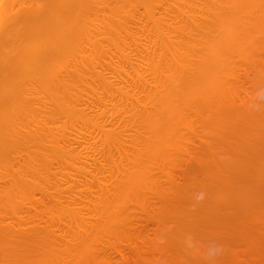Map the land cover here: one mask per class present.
<instances>
[{"label":"bare ground","instance_id":"1","mask_svg":"<svg viewBox=\"0 0 264 264\" xmlns=\"http://www.w3.org/2000/svg\"><path fill=\"white\" fill-rule=\"evenodd\" d=\"M211 1L203 8L205 4H195L203 0H187L182 7L176 4L181 3L178 0H0V264H90L91 261V264H108L109 261L112 264V259L116 258L114 254L121 257L120 261L113 262L115 264H141L147 255L166 252L173 256L181 251L180 236L196 232L194 229L198 223L211 220L207 217L205 220L202 214L203 211L205 216L209 213L207 205L215 207L213 201L209 200L212 203L207 205L208 201H204L205 208L200 206L204 209L199 210L202 221L196 212L199 207L196 211L192 209L193 214L188 211L195 203L190 199L189 191L200 190L204 185L202 190L207 187V192L210 189L208 183L214 181L209 187H214L217 181L220 183L222 176L218 173L222 168H233L236 164L233 161L227 166L218 161L221 157V161L225 160L224 152H229L226 147H231L233 154L235 150L241 153L244 149L242 155L239 153L242 157L246 149L250 151L258 144L257 140L262 141V136L258 139L254 134L260 130L251 128L253 119L251 127L245 124L251 119H245L247 109L252 111L244 97V86L253 80L249 60L254 59L256 68L251 61L254 70L264 71V29L261 31L264 27V0H228L226 13L222 9L227 0ZM212 5L221 7V10L212 9ZM231 7L237 9L236 14L241 12L237 14L240 20L232 22L236 14L229 15ZM177 10L183 12L178 14ZM202 11L211 16L202 18ZM210 19L218 24L225 20L226 23L218 26ZM221 25H227V28L220 33ZM209 42L216 48L211 51L218 53L212 51L213 54L207 55L216 53L213 56L216 63L213 61L212 65H217L213 68L209 61L212 70H205L203 76L200 66L205 62V55H200L201 59L203 57L201 61L196 58H200L201 49L210 48ZM161 44L165 45L168 54L164 53ZM165 61L177 63L173 70L176 72H171L172 63L163 64L166 65L164 68L162 62ZM209 64L203 63L205 68ZM160 68L165 69L167 75H163L162 80L163 70ZM158 72L162 73L157 80ZM150 76L152 79H148ZM160 80L164 86L160 85ZM191 82H201L202 85L195 87ZM157 84L164 88V91L159 88V92L161 90L166 96L169 93L167 98L172 96L170 93H175L174 105L178 107L175 109L178 117L174 113L171 116L173 128L170 127L168 135L163 138L162 130L157 131L160 140L164 139V145L163 140H159L162 143L157 144V149L162 144L164 152L159 151L161 148L156 150L153 146L156 143H152L155 136L152 138L149 134L152 132L150 128L154 127L152 124L157 121L156 108L151 107L159 108L153 97L157 93ZM172 86L175 88L173 92ZM191 86L197 92H190ZM159 96L160 100L162 94ZM165 99L162 103L167 102ZM160 101L158 105L162 110L165 104ZM192 115L195 119H191ZM164 120L160 119L158 125L168 123L169 127L170 120ZM149 124L147 137L143 129ZM177 128L179 132H176ZM182 128L185 129L183 134L180 132ZM199 128L211 132L212 129L218 130L219 133L199 132ZM131 131L134 134H130ZM171 132L175 134L177 144H174L175 137L173 140ZM229 138L238 140L234 143L236 149L230 146ZM225 140L229 141L228 146ZM165 145L169 149L166 150ZM142 148H147L145 157L164 160L162 164L156 160L157 164H154L152 159L145 158ZM151 148L155 149L156 155L151 151L154 155L149 157ZM98 156L102 157V163ZM144 158L151 162V165L147 164L148 169L143 165ZM141 167L146 171L143 173L145 180L139 176V171H143ZM211 169L220 177H214L216 174L212 175ZM225 169V173L229 172ZM251 169L252 166L248 171ZM208 171L214 178L209 177ZM103 172L107 174L106 178L101 175ZM257 173L259 175V171ZM77 175L78 178L83 176L85 181L78 179ZM100 176L106 180H101ZM250 178L241 184L247 185ZM64 182L69 185L68 190L63 186ZM217 183L216 188H219ZM196 185L199 186L197 189ZM213 191L217 193V190ZM225 192L222 194L226 196ZM37 194L42 196L37 199ZM238 194L236 199L243 198L241 202L245 205L252 198L244 194L239 198ZM188 199L192 203H187ZM231 199L225 203H232L233 207L237 202L242 205L239 200ZM223 202H219L220 211V208L227 207L226 204L222 207ZM229 209L226 210L230 213L232 208ZM239 213L237 215L242 218ZM217 214L221 216L220 212ZM259 214L262 215L263 211ZM208 215L209 218L217 216ZM227 216L224 215L225 219ZM196 217L201 222L197 223ZM167 219H174L173 224L180 222L177 226L182 225V230L177 231L175 226L176 231L168 230L165 237H161V225L166 224L164 220ZM150 224L159 227L153 230L155 238L152 239L148 229ZM193 224V232H189L190 227L187 231L186 227L191 225L192 228ZM158 239L164 240L163 246H158ZM127 250L133 257L127 256ZM168 261L180 264L174 258L168 257Z\"/></svg>","mask_w":264,"mask_h":264},{"label":"rangeland","instance_id":"2","mask_svg":"<svg viewBox=\"0 0 264 264\" xmlns=\"http://www.w3.org/2000/svg\"><path fill=\"white\" fill-rule=\"evenodd\" d=\"M179 2L181 1V3H176V4H179L181 7H182V5L181 4H183L185 1H187V0H178ZM195 1V0H194ZM200 0H197V2H199ZM207 1V3H209L211 0H206ZM216 1V0H215ZM242 2H243V0H241ZM245 1V0H244ZM212 2V1H211ZM210 2V3H211ZM228 2V0L224 3L225 5H223V12H224V10H226L227 9V6L228 5H226V3ZM205 4V5H202V7L204 8L206 5H207V3L203 0V2H200V3H195V4H197L198 6H201V4ZM184 6V5H183ZM230 7V6H229ZM242 7H244V6H242ZM212 9H214V8H217V9H215V10H218V9H220L221 10V7H215V6H213L212 5V7H211ZM211 9V10H212ZM210 10V13H212V11ZM220 10H219V12H220ZM229 10V9H228ZM236 10L237 9H235V8H232L231 7V9L229 10V12H231V13H229V15H231L232 13H235L236 14ZM238 10H244V9H238ZM181 12H183V10H177V13L179 14V13H181ZM203 12V15H202V18H203V16H204V18H205V16L206 17H210L211 16V14L208 12V13H205L204 11H202ZM216 12V11H215ZM227 12V10L224 12V13H226ZM246 11H244V13L243 14H245L246 15V13H245ZM208 14H210V15H208ZM213 14L214 15H216L217 14V12H216V14L213 12ZM237 14H239L238 12H237ZM237 14H236V16H237ZM240 14H241V12H240ZM239 14V15H240ZM224 15V14H223ZM218 16V15H217ZM217 16H216V18H217ZM226 16L228 17V14H226ZM234 16V15H233ZM235 16V18H237V19H235L234 18V20L232 21V19L231 18H229V19H231V21L232 22H235V20H240V19H238V16L236 17ZM244 16V15H243ZM208 17V18H209ZM213 17V16H212ZM214 18V17H213ZM227 18V19H228ZM256 18V17H255ZM200 20H201V22H205V21H202V19L201 18H199ZM225 19V18H224ZM257 19H258V17H257ZM218 20H220V19H218ZM246 20V19H245ZM209 21H212L211 19L209 20ZM229 21V23H230V20H228ZM227 21V22H228ZM243 21H244V19H243ZM242 20H241V22H243ZM213 22V21H212ZM237 22V21H236ZM246 22H247V20H246ZM246 22L244 23L243 22V24H246ZM213 23H215V25H217L218 23L217 22H213ZM217 23V24H216ZM222 23H226V20L224 21V22H222ZM222 23H220V24H222ZM220 24H218V26H220ZM240 24H242V23H240ZM201 25H202V23H201ZM237 25H238V23H237ZM207 26V25H206ZM222 27H223V25H221ZM260 26V25H259ZM258 26V27H259ZM211 27H213V26H211ZM215 27V28H214ZM213 28L214 29H216V27L217 26H214ZM221 27V28H222ZM225 27V26H224ZM220 28V33L223 31V30H226V28H227V25H226V27L225 28ZM260 27H262V26H260ZM208 28V27H207ZM213 29V30H214ZM263 29H264V27H262V30L261 31H263ZM211 30H212V28H211ZM212 32H214V31H212ZM218 32V31H217ZM215 33V32H214ZM216 36V35H215ZM213 37H214V34H213ZM213 39H215V38H213ZM210 44H211V42H209ZM163 46H165V45H163V44H161V48L163 47ZM214 47V45H210V48L209 47H204L203 49H201V54H199V56L201 55V56H203V55H205L204 56V59H203V57H202V59L205 61V62H203V63H207V64H209L208 62L210 61V64L212 65V63H213V61H215V58L216 57H213V56H211V55H207V53H212L213 54V52H215L216 50H212L211 51V48H213ZM165 47H163V50H164V53H166V54H168V52H167V50H166V52H165V49H164ZM207 49V50H206ZM210 50V52H209V50ZM214 49H216L215 47H214ZM205 50H206V52H205ZM198 52L199 51H197V54H198ZM217 53H218V51H216ZM263 53V52H262ZM217 55V54H216ZM201 56H200V58L198 57V58H196V59H198L199 61H201L202 59H201ZM211 57H213V59L211 58ZM169 58V57H168ZM170 58H171V56H170ZM196 59H194L193 61H195L196 63H198L199 64V61L198 60H196ZM206 59V60H205ZM253 60V61H252ZM212 61V62H211ZM251 61H252V63H253V66H254V68H256V66H255V63H254V59H251V60H249V62H248V65H249V67H250V71L252 70V72L253 73H251V78H253V80H251L252 82H249L248 84H245V91H246V95L244 96L245 98H247V103H248V108H250V110L252 111V112H250L249 111V109H247L248 111V113L246 112V114H245V119L246 118H249V117H251V119H250V121L247 119V122H246V120L244 119V121L246 122L245 124L246 125H249V127H251V120L253 119H255L256 117H258V118H260V119H258V118H256V120L255 121H253L252 120V122L254 123V125H253V123H252V127L251 128H254L255 130H257V131H262V133L260 132V137H259V132H256V131H254V134L256 133V135H258V139H260L261 138V136H262V141L261 142H259L260 140H257L258 142V144H260V147H258V144L255 146L256 148H258L257 150H256V148L254 149H251L250 151L252 152V150H253V154H251L253 157H251V156H249V154L251 153L248 149H246V153L241 157V159L239 160V162H235V161H238V159L240 158L239 157V153L235 150L236 149V147H234V143L235 142H237L238 140L236 139V140H234V139H230L231 141L229 142V141H226V140H228V138H226V145L228 146V144L230 143L231 145L230 146H233L234 148L232 149L233 151H234V154L233 153H231V147L229 148V146L228 147H226L227 149H226V151L228 150L229 152H224V154H225V157H224V159L226 160V161H228V163L224 160V161H221L222 160V158L223 157H221V155H219L218 156V158L219 157H221V158H219L218 159V161H220V162H225L226 163V165L225 166H227L228 164H232L233 162L234 163H236V164H234L232 167V169H228V167H227V169H225V167L224 168H222L223 170L221 171V172H219L218 174L220 175V173H221V178H219L220 176L219 175H217V173H215V171H212V169H214V168H212L211 169V171L214 173V174H212V175H215L214 177H216V176H218V177H216V178H219L220 179V183H217L218 181L217 180H219V179H217V180H215V181H217L216 183L218 184V186H219V188H220V190L222 189V191H221V196L219 197V195H220V190H219V188H216V183H215V188L214 187H209V185L211 184V183H214V181L213 182H211V183H208V188H210V189H208V191H210L212 188H214L213 190H217V193H216V191L214 192L213 190H211L210 192H206V190H207V187H206V190H202V188L204 187V185L202 186L201 185V189L199 190V186L198 185H196L195 187H196V189L198 188V190H194V191H189V193L191 194V197L192 198H190L191 200H193L195 203L193 204L192 203V201H189V199L187 200V203L188 202H191L192 204V206L190 205L189 206V210L188 209H186V211L188 210L189 212H193L192 211V209H197L198 207H199V209H197V211L196 212H198L197 214H198V216L201 214V213H199V210L200 209H202V211L204 210L203 208H205V207H203L204 205H203V203H205L204 201H208V203H206L205 205H207V204H209V200H211V201H213V203L215 204V207H214V205H212V207L211 206H208L207 205V207H206V210L207 209H209V213L208 214H210V215H212V216H214V215H217L218 216V214L217 213H219L220 212V214L219 215H221L222 214V211L225 209H223L222 210V208H220L221 209V211L219 210V202L220 201H223L224 200V202H223V204L221 203V205H220V207L222 206V207H225L226 205H227V207H226V209H231L232 208V210H235L236 211V213H235V211H232V210H230V213H229V211L228 210H224L223 211V216L221 215V216H218V218H214V217H211V218H209L208 216V214H207V216H205L204 214H206V212L205 211H203L204 212V214H202V216L203 217H205L204 219L206 220V217L208 218V219H211V220H207V221H209V222H206V221H204V222H202V223H204L203 224V226H201L202 225V223L201 224H199L198 222H201V220L200 221H198V218L200 219L201 218V215L196 219L197 220V223H198V226L200 225V228L198 227V226H196L195 227V229H194V224H193V227L191 228V225L189 226H184V227H186L187 228V231H188V227H190L189 228V232H193L192 230L194 229L196 232H193V233H186V234H183L182 236H180V238H179V243H180V246H181V248H182V250L181 251H179V252H177L176 254H174L173 256H169V254H165L166 252H162V253H154V255L152 254L151 256H149V255H147L146 256V260H145V262L144 263H146V264H175L174 262H169L168 261V257H170V258H174L178 263H180V264H264V198H263V196H264V178L262 179V177H264V155H262V153L264 154V145H263V147H262V143L264 142V140H263V138H264V133H263V131H264V76L263 77H261L262 75H261V73H263V75H264V71H262V72H260L261 70L259 69V68H257V69H255L254 70V68H253V66L251 65ZM166 62V61H165ZM162 62V66L164 67V65L163 64H167V65H170V63H172V62ZM193 63V62H192ZM196 63H195V65H196ZM203 63H201L202 65L200 66L201 67V71L200 72H202V75L204 76V72H205V70H206V72H207V70L209 69V70H212V68H210V64L208 65V68H207V65H206V68L204 67V65H203ZM215 63H216V61H215ZM173 65V67H170V68H172L171 69V72H176V71H173V70H175L174 69V66L176 65H178L177 63H172ZM197 64V65H198ZM180 65V64H179ZM215 65H217V64H213L211 67H215ZM161 66V67H162ZM252 66V67H251ZM202 67H203V69H202ZM213 67V68H214ZM217 67V66H216ZM248 67V66H247ZM248 67V68H249ZM164 68H166V65H165V67ZM161 69V68H160ZM163 69H161V71H162ZM203 70V71H202ZM258 72H257V71ZM158 71H160V70H158ZM165 69L162 71V72H158L157 73V80H158V76H160L161 75V73H162V77H161V80L162 79H164L165 77L163 76V75H165V76H167L166 74H165ZM130 72H132V69H130ZM257 72V73H256ZM256 74V75H255ZM196 75V74H195ZM258 75V76H257ZM261 75V76H260ZM177 76V75H176ZM190 76H193V74L192 75H190ZM199 76V75H198ZM178 77H180V78H182L181 76H179V73H178ZM178 77H177V79H178ZM196 77V76H195ZM201 77V76H200ZM191 78H194V77H191ZM256 78V79H255ZM146 79H147V77H146ZM148 79H152L151 78V76L150 77H148ZM147 79V80H148ZM195 79V78H194ZM161 80H160V85L161 86H164V84L162 85L161 84ZM179 80V79H178ZM196 80H197V78H196ZM149 81V80H148ZM193 82H194V80H192ZM198 81V80H197ZM151 82V81H150ZM166 82V81H165ZM179 82V81H178ZM181 82V81H180ZM193 82H191V83H193ZM199 82V81H198ZM198 82H196L195 84H194V86L195 87H197V86H199L200 87V84L202 85V83L200 82V84L198 83ZM163 83H164V80H163ZM180 84V83H179ZM160 85L159 84H157V93H155L154 94V102H155V104L157 105V106H159V108H160V105H158V104H160L159 103V101L161 102V104H163L164 103V101H163V103H162V99H164L165 97H166V99H165V102L167 101L168 102V100H169V98H171L170 100H169V104H171L172 106L174 105V104H176V101H175V97L173 96L175 93L173 92L174 91V87L172 86V88H173V90H171L172 92H173V94H171L170 93V95H172L171 97H169V98H167V96H169V93L167 94V96L165 95V94H163V92L162 91H164L162 88H160ZM180 86V85H179ZM193 86H191V89H190V92H191V90H192V92H193V88H192ZM159 88L160 89H162V91L160 90V92H159ZM165 89H166V87H165ZM167 90V89H166ZM165 90V91H166ZM170 91V90H169ZM169 91H167V92H169ZM170 91V92H171ZM185 91H186V88H185ZM195 92H197V90H196V88H195V90H194ZM156 92V91H155ZM159 92V93H158ZM194 93V92H193ZM159 94H160V96H161V94H162V96H161V99L159 100V98H157V96H159ZM178 94V93H177ZM159 96V97H160ZM178 96V95H177ZM176 96V97H177ZM147 98L149 97V96H146ZM172 98L174 99V100H172ZM150 100H152V99H150ZM159 100V101H158ZM153 101V100H152ZM171 101H174V103L173 102H171ZM167 102L166 103H164L165 105L167 104ZM153 103V102H152ZM151 103V104H152ZM151 104H150V106H151ZM163 104V105H164ZM166 105L167 106V109H168V107L170 108V106L171 105ZM162 105V106H163ZM163 106L162 108V110L161 109H159V108H157V107H153V106H151L152 108H156V109H154L155 111H156V113H157V116H155V120H159L158 122L156 121V122H154V124H152V126H154L153 128H150V127H148V126H150V124L149 125H147V128L146 127H143V128H146V129H143V131L144 132H146V135L148 134L147 132L149 131V128L151 129L150 130V132L151 133H149L150 134V136L153 138V136H155V141H151L152 143H156V144H154L153 146L156 148V150L158 151L160 148V150L159 151H162V152H164V149L162 148V144L164 145V137H165V135L167 134L168 135V133L171 131V129L173 128L172 126V124H173V122L170 120V119H172V117L171 116H173V113H174V115H175V112H177L175 109H178V107L176 108V105H174V107H171L172 109L174 108V110H172L171 108L170 109H168V111L164 108V107H166V106ZM148 111H149V109H147ZM150 110H151V108H150ZM166 110V112H164V111ZM172 110V111H171ZM180 110V109H179ZM152 111V113H154V115H156V113L153 111V110H151ZM170 111V112H169ZM168 112V113H167ZM164 113H166V115L168 114V116H165V114ZM171 115H170V114ZM251 114H252V116H251ZM257 115V116H255V115ZM259 114V115H258ZM176 116V115H175ZM175 116L173 117V118H175ZM193 116V115H192ZM191 116V119L193 118V119H195V117L193 116L192 117ZM261 116V117H260ZM166 117H168V118H166ZM176 117H178V116H176ZM255 117V118H254ZM164 118L167 120V121H169V124H170V126L168 127V123H167V125L165 126L163 123H161L162 124V126L161 125H158V123H160V119H163L164 120ZM166 120H164V121H166ZM258 120V123H255L256 121ZM260 121V122H259ZM263 121V122H262ZM172 124H171V123ZM197 122H202V120L200 121V120H198ZM156 123H157V125H156ZM174 123H176V121L174 122ZM177 123H179L178 121H177ZM165 124H166V122H165ZM181 124V123H180ZM245 125V126H246ZM151 126V127H152ZM165 128H164V127ZM175 126H177V125H175L174 124V127ZM245 126H244V128H245ZM157 127V128H156ZM170 127H172L171 129H170ZM178 127V126H177ZM182 127V126H181ZM256 127V128H255ZM259 127V128H258ZM263 127V128H262ZM159 128V129H158ZM168 128H169V131H168ZM184 128V127H183ZM182 128V130L180 131V132H182V134L183 133H185L184 132V130L185 129H183ZM211 128V127H210ZM243 128V129H244ZM262 128V129H261ZM201 128H199V132L200 131H202L203 129H201ZM206 129V128H205ZM246 129H248V127L246 128ZM163 132H162V131ZM177 131L176 132H179V129L177 128L176 129ZM220 131H221V129H219ZM251 130V129H250ZM157 131H161L160 133H161V135L163 136V134H164V136H163V138H161V140H160V137L161 136H158V135H160V133L159 132H157ZM173 131V130H172ZM203 131H208V130H203ZM214 131H216V132H214ZM142 133V134H144V136L146 137V135H145V133ZM174 133H175V131H173ZM186 132H187V130H186ZM209 133H216V134H218L219 132H218V130H213L212 129V132L211 131H208ZM218 132V133H217ZM247 133H248V130L246 131ZM246 132H245V134H246ZM134 134V131L132 132L131 131V133L130 134ZM172 134V132L170 133L171 134V136H173V140H174V135L176 134ZM212 133V134H213ZM250 134H251V132H249ZM249 134V135H250ZM248 135V136H249ZM158 136V137H157ZM170 136V137H171ZM147 137H148V135H147ZM88 138V137H87ZM255 139V138H254ZM162 141L163 140V143L162 142H160V141ZM234 140V142H232ZM156 141H158V142H156ZM177 140H176V137H175V141H174V144H177V142H176ZM219 141V140H218ZM251 141V140H250ZM250 141H248V143L250 142ZM252 141H254V140H252ZM165 142H167V141H165ZM173 142V141H172ZM176 142V143H175ZM229 142V143H228ZM92 143V142H91ZM152 143H151V145H152ZM159 143H162V144H160V148L159 149H157V144H158V146H159ZM217 143V142H216ZM221 143V142H220ZM238 143V142H237ZM148 145H149V143H147ZM170 144V143H169ZM174 144H171V145H174ZM264 144V143H263ZM146 146V147H150V146ZM167 145V144H166ZM166 145L165 146H163L164 148H166ZM141 146H143V145H141ZM167 146H170V145H167ZM179 146V145H178ZM172 147H174V146H172ZM180 147V146H179ZM168 148V147H167ZM167 148H166V150H167ZM177 148V147H176ZM175 148V149H176ZM181 148V147H180ZM128 149H130V150H133V149H131V148H128ZM140 149V148H139ZM143 149V148H142ZM141 149V150H142ZM146 150H147V148H145ZM145 149H143L141 152H143V154H144V157H145ZM153 148H151V149H149V152H151V151H153L152 150ZM169 149V148H168ZM170 149H172V148H170ZM219 149V148H218ZM261 150V152H260V150ZM238 151H240L239 149H237ZM244 149H242V151H243ZM247 150H248V152H249V154H248V157L245 159V156H246V154H247ZM259 150V151H258ZM169 151H171V150H169ZM222 151H223V149H222ZM224 151H225V149H224ZM242 151H241V153H240V155H242ZM155 152V149H154V151H153V153ZM173 152V151H172ZM177 152V151H176ZM178 152H179V150H178ZM244 152H245V150H244ZM243 152V153H244ZM255 152H257V153H255ZM147 153V152H146ZM152 152L150 153L151 155H148L149 157L151 156L152 157V155H154ZM175 153V152H174ZM237 154V156H234V155H236ZM255 154V155H254ZM156 155V154H155ZM177 155V154H176ZM176 155H174V156H176ZM222 155H223V153H222ZM258 155V156H257ZM147 156V155H146ZM158 156V155H157ZM178 156V155H177ZM99 158H97L98 159V161H100L101 163L103 162V159H102V157H100V156H98ZM140 157V156H139ZM154 157V156H153ZM159 157V156H158ZM166 157V156H165ZM234 157H236V158H234ZM140 158H142V157H140ZM140 158H139V160H140ZM145 158H148V157H145ZM143 159V162L145 161V163H143V165L144 166H146L147 164H150L151 165V159L152 158H148L149 160H147V159ZM159 158H162V157H159ZM168 158V157H167ZM167 158L165 159V161L167 160ZM238 158V159H237ZM242 158H243V160L244 161H242ZM252 158V159H251ZM259 158V159H258ZM186 159H188V158H186ZM248 159H250V160H252V162L254 163H252V162H250V160H248ZM261 159H262V161H261ZM142 160V159H141ZM153 160V159H152ZM158 163H159V161H161V163L160 164H162V161H164V160H157V159H155ZM155 160H153L152 162L155 164L156 163V161ZM168 161V160H167ZM231 161V162H230ZM233 161V162H232ZM242 161V162H241ZM261 161V162H260ZM119 162V161H118ZM246 162V163H245ZM256 162H257V165H256ZM248 163V164H247ZM249 163H251V165L250 166H252V169L250 170V172L248 171L249 170ZM157 164V163H156ZM230 164V165H231ZM253 164V165H252ZM141 165V164H140ZM143 165H141L142 167H144ZM243 166V167H242ZM246 166H248V167H246ZM138 167H140V166H138ZM142 167H141V169H142ZM148 167V165L145 167V168H147ZM150 167V166H149ZM155 167V166H154ZM256 169V171L254 170V168ZM217 168V170H219V168L218 167H216ZM259 168V169H258ZM140 169V168H139ZM148 169V168H147ZM224 169L225 170H229V172L227 171V173H229V176H228V174L227 173H225L224 172ZM258 169V170H257ZM263 169V170H262ZM59 169H57V171H58ZM143 170V169H142ZM146 170V169H145ZM215 170V169H214ZM221 170V169H220ZM247 170V171H246ZM262 170V171H261ZM141 171V170H140ZM139 171V176L143 179V180H145V175L144 174H146V171H141L140 172ZM259 171V175H261L260 177H259V175H258V172ZM209 172V175H210V171H208ZM254 172V173H253ZM260 172H261V174H260ZM263 172V173H262ZM144 173V174H143ZM105 174V175H104ZM223 174H224V176H223ZM246 174H247V178H250V182L246 185V184H244L243 185V183H245L247 180V178H246ZM250 174V175H249ZM254 174H255V178H254ZM104 178H106L107 177V174L106 173H104L103 172V174H101ZM207 175H208V173H207ZM208 175V176H209ZM212 175H210L209 177L212 179V178H214ZM253 175V176H252ZM85 176V175H84ZM102 176H100V178H103ZM144 176V177H143ZM250 176V177H249ZM258 176V177H257ZM88 179H89V177L90 176H86ZM85 177V178H86ZM77 178H78V175H77ZM86 178V179H87ZM104 178L103 179H101V180H104ZM233 178V180H231ZM244 178V179H243ZM259 178V179H258ZM78 179H82V181H85V180H83L84 179V177L83 176H80ZM90 179H91V177H90ZM252 179H255V183H254V180L252 181ZM106 180V179H105ZM104 180V181H105ZM126 180V179H125ZM125 180H123V181H125ZM141 180V179H140ZM143 180H141V181H143ZM209 180V179H208ZM207 180V181H208ZM245 182H244V181ZM262 182H261V181ZM224 181V182H223ZM227 181V182H226ZM252 181V182H251ZM229 182V183H228ZM231 182H232V184H231ZM237 184H236V183ZM241 182H243L242 184H241ZM222 183V184H221ZM228 183V184H227ZM234 183H235V185H234ZM260 183H261V185H262V183H263V185L261 186L260 185ZM220 184H221V186L222 187H220ZM225 184V185H224ZM230 184V185H229ZM250 184V185H249ZM257 184V185H256ZM65 185V188L68 190V188L67 187H69V185H67L65 182L63 183V186ZM206 185V184H205ZM229 185V186H228ZM232 185H234L233 187H232ZM236 185H238V186H236ZM246 185V186H245ZM207 186V185H206ZM210 186H212V185H210ZM217 186V187H218ZM232 188H231V187ZM240 186V187H239ZM261 186V187H260ZM239 187V188H238ZM259 187L261 188L260 190H259ZM263 187V188H262ZM54 188V187H53ZM53 188H52V190H53ZM63 190L65 189L64 187H61ZM86 188V187H85ZM230 188V189H229ZM237 188H238V192H239V194H238V192H237ZM65 189V190H66ZM81 190L82 189H84L83 187H81L80 188ZM204 189V188H203ZM234 189V191H232ZM248 189V190H247ZM253 189V190H252ZM256 189V190H255ZM85 190V189H84ZM189 190H191V189H189ZM224 190H226V196L225 195H223L222 193H224ZM231 190V191H230ZM69 191H70V189H69ZM69 191H67L68 193H69ZM245 191V192H244ZM247 191H250L251 193L249 194V192L248 193H246ZM261 191H262V193H261ZM211 192H213L212 194H209V193H211ZM235 192V193H234ZM242 192V193H241ZM258 194V196H257V194ZM188 193V194H189ZM233 194L232 196H233V198H232V196L231 195H229V194ZM246 193V194H245ZM70 194V193H69ZM95 194V193H94ZM189 194V195H190ZM209 194V195H208ZM227 194H228V196H227ZM236 194H238V197L239 198H241V196L244 194V195H250V197H252L251 198V200H249V202L247 203V205H245V204H243L242 202H241V200L243 199V198H241V200H239V199H236ZM240 194H241V196H240ZM256 194V195H255ZM263 194V195H262ZM89 195V194H88ZM222 195H223V197H222ZM236 195V196H235ZM243 195V196H244ZM42 195L40 194H37L36 195V198L38 199V198H40ZM91 196V195H90ZM209 196H213L212 198L211 197H209ZM216 196V197H215ZM232 198H230V197ZM255 198H254V197ZM68 197H69V195H68ZM67 196H66V199L68 198ZM188 197V196H187ZM190 197V196H189ZM215 197V198H214ZM226 197V198H225ZM229 197V198H228ZM235 197V198H234ZM220 198V199H219ZM253 198H254V202H253ZM215 199H217V201H218V204L216 203V202H214V200ZM227 199L229 200V199H231V200H239L240 202H241V204L242 205H240V203L239 202H237V206L236 205H234V207L231 205L232 203H229V204H227V203H225L226 201H227ZM257 199H258V201L260 200V202L258 203V201H257ZM262 199H263V201H262ZM67 201L69 202V200L67 199ZM206 201V202H207ZM216 201V200H215ZM212 202H210V204H211ZM236 203V202H235ZM239 203V204H238ZM254 205H253V204ZM226 204V205H225ZM253 206H252V205ZM263 204V205H262ZM185 205H186V203H185ZM218 205V206H217ZM256 205H258V206H256ZM200 206H202L201 208H200ZM217 206V207H216ZM232 206V207H231ZM243 206V207H242ZM260 206V207H259ZM263 206V207H262ZM186 208L188 207V206H185ZM240 208V209H237V208ZM249 207V208H248ZM252 207V208H251ZM260 209H259V208ZM213 209V211L215 212V213H213V211L211 210V209ZM217 210H216V209ZM235 208V209H234ZM248 208V209H247ZM250 208H251V210H250ZM256 208V209H255ZM237 209V210H236ZM245 209L247 210V212L245 211ZM253 209V210H252ZM255 209V210H254ZM259 209V210H258ZM211 210V211H210ZM242 211V212H240L239 213V211ZM244 210V211H243ZM250 212H249V211ZM183 211V210H182ZM185 211V212H186ZM195 211H194V214L196 215V213H195ZM201 211V210H200ZM201 211V212H202ZM219 211V212H218ZM251 211H252V213H251ZM257 213H256V212ZM262 211H263V214L261 215V214H259V213H262ZM188 212V213H189ZM210 212H212V213H210ZM217 212V213H216ZM237 212L242 216V218L239 216V215H237ZM245 212V213H244ZM187 213V212H186ZM255 213V214H254ZM193 214V213H192ZM227 214H231V215H228L227 216ZM233 214H235V216H236V218H235V216H233ZM245 214V215H244ZM247 214V215H246ZM257 214V215H256ZM224 215H225V217L227 216V219H225V217H224ZM249 215H250V217H249ZM255 215V216H254ZM260 215V216H259ZM90 216H91V214H90ZM230 216V217H229ZM233 216V217H232ZM257 216V217H256ZM259 216V217H258ZM232 218H233V220H232ZM235 218V219H234ZM240 220H238V219ZM241 218V219H240ZM260 218H261V220H260ZM202 219V218H201ZM168 220L170 221L171 219H167V220H164L165 222H167L166 224L163 222L162 223V234H160V236L161 237H165V235L167 234L166 233V231H168V232H172V230H175L176 231V228H175V226H177V224L179 225V224H181L180 222L179 223H174L173 224V220L174 219H172V221H170L169 223H168ZM195 220V221H196ZM225 220V221H224ZM236 220H238V221H236ZM175 221H177L178 222V219L177 220H175ZM202 221H203V219H202ZM230 221H233V222H231V224L229 223ZM242 221V222H241ZM172 222V223H171ZM213 222V223H212ZM235 222V223H234ZM241 222V223H240ZM212 225H210V224ZM223 223H224V225H223ZM233 223V224H232ZM195 224H196V222H195ZM230 224V225H229ZM165 227H164V226ZM227 225V226H226ZM161 226H160V228H161ZM181 226L182 225H180V226H177L178 227V229H177V231L179 230V229H181L182 230V228H181ZM206 226V227H205ZM164 227V228H163ZM180 227V228H179ZM202 227V228H201ZM156 228H158L159 229V227H156L155 225H152V224H150L149 226H148V229L150 230V238L152 239V238H155L154 237V229H156ZM186 228H183V229H186ZM198 228H199V230H198ZM192 229V230H191ZM163 230H165V231H163ZM156 231H159V230H156ZM185 231V230H184ZM174 232V231H173ZM157 240V239H156ZM164 240H160V239H158V246H160V244L163 246L164 245ZM161 247V246H160ZM213 247H216V248H219V249H221V251L219 252V254H217L216 256H215V258H213V259H208L207 258V256H206V253H207V251L209 250V249H211V248H213ZM126 253H127V256L128 257H133L132 256V254L127 250L126 251ZM114 255L116 256V258L114 257ZM113 255V258H115V259H112L111 261H112V264H115V263H113V262H116L117 260L118 261H120L121 260V257L119 256V255H116V254H114ZM99 260H101V259H98V261ZM98 261H95L96 263H99ZM101 261H103V260H101ZM105 262V261H104ZM110 262V261H109ZM109 262H108V264H109ZM137 262H140V261H137ZM91 263H93L92 261L90 262V264ZM101 264L103 263V262H100ZM105 263H107V261L105 262ZM144 263H141V264H144ZM87 264V263H86Z\"/></svg>","mask_w":264,"mask_h":264},{"label":"clouds","instance_id":"3","mask_svg":"<svg viewBox=\"0 0 264 264\" xmlns=\"http://www.w3.org/2000/svg\"><path fill=\"white\" fill-rule=\"evenodd\" d=\"M220 251L221 249L213 247L207 251L206 256L208 259H213L217 254H219Z\"/></svg>","mask_w":264,"mask_h":264}]
</instances>
